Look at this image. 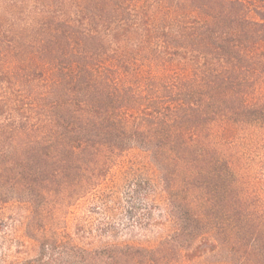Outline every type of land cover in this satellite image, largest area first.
<instances>
[{"label": "trees", "instance_id": "1", "mask_svg": "<svg viewBox=\"0 0 264 264\" xmlns=\"http://www.w3.org/2000/svg\"><path fill=\"white\" fill-rule=\"evenodd\" d=\"M134 149L161 173L171 233L54 234L11 264H264V0H0V204L99 199ZM126 184L114 204L150 219V179Z\"/></svg>", "mask_w": 264, "mask_h": 264}, {"label": "rangeland", "instance_id": "2", "mask_svg": "<svg viewBox=\"0 0 264 264\" xmlns=\"http://www.w3.org/2000/svg\"><path fill=\"white\" fill-rule=\"evenodd\" d=\"M132 162L138 163L139 169L130 174ZM134 175L149 178L152 183L154 210L150 219L144 218L145 207L134 214L127 206L114 204V191L128 190L131 183H126ZM160 175L147 154L134 149L98 187L99 199H91L93 195L89 194L61 211L52 205L42 213L20 200L0 204V264L35 257L39 250L37 240L54 234L87 248L134 241L153 244L176 228ZM103 193L108 194L107 201L100 199ZM43 213L48 217L44 218ZM191 264L206 263L198 259Z\"/></svg>", "mask_w": 264, "mask_h": 264}]
</instances>
